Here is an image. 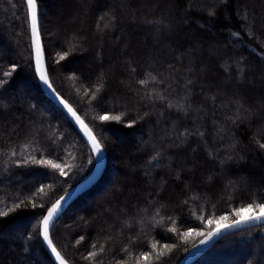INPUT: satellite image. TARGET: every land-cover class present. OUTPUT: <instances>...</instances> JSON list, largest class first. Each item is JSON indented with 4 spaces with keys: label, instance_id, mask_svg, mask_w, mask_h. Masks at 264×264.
I'll use <instances>...</instances> for the list:
<instances>
[{
    "label": "trees",
    "instance_id": "1",
    "mask_svg": "<svg viewBox=\"0 0 264 264\" xmlns=\"http://www.w3.org/2000/svg\"><path fill=\"white\" fill-rule=\"evenodd\" d=\"M49 4L37 0L48 81L106 155L51 229L68 264H176L219 217L264 203V0ZM93 167L40 89L25 1L0 0V264H52L39 222ZM193 264H264V226Z\"/></svg>",
    "mask_w": 264,
    "mask_h": 264
},
{
    "label": "water",
    "instance_id": "2",
    "mask_svg": "<svg viewBox=\"0 0 264 264\" xmlns=\"http://www.w3.org/2000/svg\"><path fill=\"white\" fill-rule=\"evenodd\" d=\"M28 11V19H29V34H30V45H31V53H32V60H33V66L35 70V74L37 77L38 84L40 86V89L45 96V98L50 101L68 120V122L71 124V126L75 129V131L79 134L81 139L84 141V143L89 148L90 152L93 155L94 159V167L91 172V174L82 182L78 183L74 187L70 188L67 192H65L60 198H58L45 212L43 217L41 218L38 226L39 231V240L43 247L44 252L48 256V258L51 260L52 264H61V261H63V264H68L64 258L60 255V253L56 250L54 245L52 244L51 238H50V232L55 224V222L63 215V213L67 210V208L70 206V204L77 199L80 195L91 189L102 177L103 172L106 167V155L103 151V149L100 146V151L95 152L93 150V144L92 140L89 138V135L86 133V130L91 133L92 137H95L90 129L87 127V125L83 122V120L79 117V115L74 111V109L66 103L54 90L52 87H49L50 83L48 81V84H45L43 80L40 79V74L37 72V58H36V50L33 45V35H32V28H31V20L29 17V8L26 3ZM37 33H38V41H39V49L41 53V69L43 73L46 75L45 66H44V57H43V46L42 41L40 37V31H39V23H38V8H37ZM48 80V78H47ZM67 105V107H65ZM71 109V111H69ZM96 139V138H95ZM97 141V140H96ZM63 198V199H62ZM57 201L60 202L61 207L59 208L58 212L53 216L52 221L48 225V240H45L42 235L43 230V219L48 214V210L52 208L53 205L57 203ZM231 223V222H230ZM261 225H245L241 228L237 229H231L228 231H222L219 236L213 237L211 240H207V234L199 240L192 248H190L183 256L182 258L176 263V264H193L196 260H198L202 255H204L209 248L218 240L221 238H224L230 234H233L238 231L258 227ZM215 230V229H214ZM212 230V231H214ZM210 231V232H212ZM202 241H207L205 243H202ZM49 242H51V247H49ZM55 249V252L52 251V249ZM57 253L59 254V259H57Z\"/></svg>",
    "mask_w": 264,
    "mask_h": 264
},
{
    "label": "snow or ice",
    "instance_id": "3",
    "mask_svg": "<svg viewBox=\"0 0 264 264\" xmlns=\"http://www.w3.org/2000/svg\"><path fill=\"white\" fill-rule=\"evenodd\" d=\"M26 3L29 8V17L31 20V28H32V35H33V45L36 50V58H37V72L40 74V79L44 81L45 84H48L47 77L43 73L41 69V53L39 49V41H38V33H37V0H26ZM61 59H64L63 56H61ZM14 70V69H13ZM5 75H9V73H5ZM155 80V77L152 78ZM147 80H142L141 84H146ZM51 87V85H49ZM99 89H97L98 91ZM163 99V97H161ZM171 106V105H170ZM67 107V105H65ZM71 111V109H69ZM101 121H107L109 119L120 121V116H108V115H102L99 117ZM134 123V122H133ZM129 127L132 126V123L128 124ZM86 133L89 135V138L92 140L93 144V150L95 152L100 151V144L96 141L95 137L91 136V133L86 130ZM189 133L186 131L185 133H181L180 135L184 137V140L181 142H186L187 135ZM201 137L203 136V133H200ZM259 147L261 149H264V143H260ZM211 155V153H210ZM156 157H153L152 160H155ZM150 164L152 161L149 162ZM51 167L58 168L59 165L51 164ZM63 199V198H62ZM61 207L60 202L57 201L55 205L52 206L48 210L47 216L43 219V230L42 235L45 240H48V225L52 221L53 216L58 212L59 208ZM247 213V215H245ZM6 215V213H4ZM237 219L231 223H227V216H221L218 218L217 221H215L217 227L214 231L207 233V240H211L215 236H219L222 231H228L231 229H237L241 228L245 225H261L264 226V203L259 204H248L245 207H241L235 210L234 212ZM209 223H213V221L209 220ZM185 235H188V233H185ZM83 239V237L81 238ZM207 241H202V243H205ZM49 247H51V242H49ZM95 247V245H93ZM103 246H101L102 248ZM53 252H55V249H52ZM90 255H95V253H90ZM57 259H59V254L57 253ZM145 259L147 257L145 256ZM61 264H63V261H61Z\"/></svg>",
    "mask_w": 264,
    "mask_h": 264
},
{
    "label": "rangeland",
    "instance_id": "4",
    "mask_svg": "<svg viewBox=\"0 0 264 264\" xmlns=\"http://www.w3.org/2000/svg\"><path fill=\"white\" fill-rule=\"evenodd\" d=\"M51 1V4H49V7H48V9H49V12H52L54 9H55V7H54V5H53V0H50ZM1 51H2V53L3 54H6L5 52V49H4V47H1ZM90 63L91 62H83V63H81V64H83L84 66H87V67H89L88 65H90ZM77 65H74L73 67L76 69L77 67H76ZM126 146H124V148H125ZM119 155H120V153H118ZM253 168V167H252ZM254 169V168H253ZM93 210H95L94 208H93ZM245 215H247V213L245 214Z\"/></svg>",
    "mask_w": 264,
    "mask_h": 264
}]
</instances>
